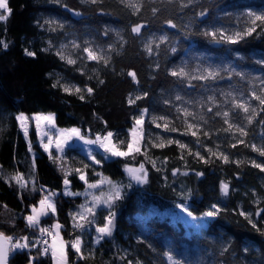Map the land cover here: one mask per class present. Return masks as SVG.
I'll list each match as a JSON object with an SVG mask.
<instances>
[{
    "label": "trees",
    "instance_id": "1",
    "mask_svg": "<svg viewBox=\"0 0 264 264\" xmlns=\"http://www.w3.org/2000/svg\"><path fill=\"white\" fill-rule=\"evenodd\" d=\"M8 4L11 15L0 21V233L12 241L27 237L30 243L25 252L11 254L10 264H53L52 256H43L36 247L40 226L29 227L26 219L45 196L53 198L56 213L40 224L62 226L68 264H172L169 255L178 264H264V171L253 166L264 164V156L252 148H264V106L252 95H264V22L256 21L255 31L245 34L253 27L248 13H264V0ZM136 26H142L139 33L132 31ZM86 49L98 59L89 58ZM62 83L82 91H65ZM233 98L256 109L251 122L233 106ZM144 110L148 118L165 120L168 126L144 122L143 144L149 149L142 146L100 165L74 151L96 173L124 186L108 211L116 214L112 235L93 259H86L71 247L81 235L72 214L83 199L63 194L65 174L76 191L83 188L79 164L54 159L37 144L33 155L16 117L51 113L59 128L75 127L86 137L112 132L122 138ZM224 111L247 135L229 129L216 114ZM188 124L197 127L188 129ZM151 135L166 141L172 137L189 148L175 142L153 146ZM214 149L229 162L218 159ZM141 165L147 183L136 186L127 169L136 171ZM18 174L28 185L12 179ZM223 184L229 186L227 195ZM178 204L202 218L199 232L188 234L165 213ZM217 209L214 216L205 215Z\"/></svg>",
    "mask_w": 264,
    "mask_h": 264
},
{
    "label": "rangeland",
    "instance_id": "2",
    "mask_svg": "<svg viewBox=\"0 0 264 264\" xmlns=\"http://www.w3.org/2000/svg\"><path fill=\"white\" fill-rule=\"evenodd\" d=\"M1 11H3V10H1ZM5 14H7V13H5ZM65 49H67L66 45H65ZM61 87L64 90H65V88L70 89V92L76 91L75 90L76 87L69 85V84H66V83H62ZM20 114H24V113H20ZM20 114H18L17 116H19ZM49 114H51V113H49ZM49 114H47V113H45V114L44 113H35V114H30V115L24 114L26 117H28L27 121L24 122L25 126L27 128V137L25 136L24 128L21 127L20 121H18L19 129H20L21 134L23 135V137L26 139V141L28 143V148H29V143L31 144V150L30 151L32 152L33 155H35V153L37 152L35 147H34V144H37L49 156L51 153V157L54 159H58V160L71 159L72 161H75L76 164L77 163L79 164V167L77 169H80V170L83 169L84 170L83 172L86 175V179H87L88 183H98L99 184V186L97 188H94V189L89 188L88 184L85 183L84 180H81L78 176L79 181L83 184V188L80 191H76L73 188L72 182L70 180H69L70 185L67 187V192L79 193L78 195L65 194L66 193L65 186L63 189L64 196L72 197V198L81 197L83 199V204L80 206V208L78 210H74L72 215L74 216L75 214L79 213L81 216L84 217V219L77 218V220L74 221L75 224H82L83 225V227H76L81 232V235L79 236V238L82 240V244L80 246L81 247V253L80 254L86 259H93L96 256V250L100 246V244L102 242H104L106 239L110 238V236H104L102 239H100L99 243L96 242L97 237L100 235L99 233L96 232V228L102 227L106 224L105 217H107L109 215L108 211L110 210V208H108L107 205L104 203V199L107 196L114 194L115 188L112 185H115L116 187H118L120 189V198H121L123 195L124 186L118 185L117 183H115L110 178L101 176L100 174L96 173V171L92 167V165L89 166V165L83 163L81 158L79 157V155H77L74 151L81 152L83 155H85L87 157V159L90 162L94 163L95 165H100L103 161H107V160H110L112 158L124 157V156H113L109 152H105V150L102 147H100V145L98 143H87L86 142L89 140L95 141L97 137L93 138V137L83 136L80 130H79L80 131V137H77V136L66 131V130L74 129L75 127L59 128L55 123L54 114H52L54 116V121H52V122H50L48 120H44V119H41L39 121L34 119V117H36V116H48ZM141 115L144 116L143 124L148 119L156 127H158L157 125H160L159 127L165 128V125H167L165 120L158 119V118L154 119L152 117L148 118V115L145 112H143L142 114L137 116L135 118V120L137 118H139ZM143 124L142 125H136V124L134 125V127L137 130L136 141H137V145L140 148L142 146H145L146 149H149L147 145L143 144L144 143L143 142V140H144ZM75 129H78V128H75ZM131 130L129 131L127 136H125V137L123 136L122 138H116L113 135L110 138L111 144L109 146L115 147L116 149L121 150V151H126L128 143L132 142V139H133ZM102 137H105V136H102ZM49 139H51V144L49 145V151H45L44 145L48 143ZM166 139L167 138L161 137V135H151L149 137L148 141L150 143H152V145H159L161 143V141H163L164 144L168 143V141H166ZM169 141L175 142V141H179V140H174L171 137ZM57 142L61 143L62 151L57 148V146H56ZM180 142L187 145L186 143H184L182 141H180ZM135 147L136 146L134 145L133 151L131 153L136 151ZM188 148L189 147L187 145V148H181V149L184 150V149H188ZM131 153H129V154H131ZM196 153L199 154L197 156H201L198 150L196 151ZM212 153L213 154L216 153L214 155H217L218 159H220L224 162V160L222 158H220V156L218 155L219 153H222V152H220L218 149H214L212 151ZM93 157H95V160H99L100 163H95V160H93ZM149 159H150V162L155 165V161L151 158H149ZM85 165H87V167H85ZM87 169L92 170V175H90V176L88 175ZM144 174L145 173H143V170L138 169V170L132 172L131 176L132 177H133V175L141 176ZM93 176L95 177L96 180L90 181L91 177H93ZM108 181H111V184H109ZM23 183L25 185H28V182H26V183L23 182ZM131 185H133V184L131 183ZM51 199L54 202L52 197H51ZM182 206L187 207L184 204H178L177 207L174 206L172 209H167L165 213L170 215L171 219L173 221L181 223L185 227L188 234H191L194 232H199L198 231L199 227L202 224L200 222V220L202 218L196 217L193 214H192V216H188L187 212H185L183 210ZM39 207H40V205H38L36 208L39 210ZM88 209H92L94 211L95 215H92L88 211ZM98 211H102L101 214L98 213ZM50 213H51V211L49 210L48 215ZM243 213L245 216H247L249 218H251V216H252L251 213H245V212H243ZM32 214L33 213H31V215ZM48 215L40 216V222L42 219L46 218ZM73 216H72V218H73ZM193 217H195L196 219H193ZM87 222H90V224L88 226H86ZM56 224H59V223L58 222L53 223L52 232L56 233L58 231V233H59V235L56 237V241H55L57 244V247L59 246L61 239L67 245V242L63 238V234L61 231L62 226L59 224L61 227L57 230L55 228ZM39 226L43 227V225H41V224H39ZM32 242H35V241L32 239ZM35 244H36V247H38V242H35ZM52 244H53V236H52L51 246H52ZM122 252L125 255H127V251L125 249L122 250ZM12 253H15V252H11V254ZM66 253H67V261H68L67 247H66ZM48 255H51V253ZM48 255H43V256H48ZM52 260H53V264H55V261L53 258H52ZM30 264H33V263L31 262Z\"/></svg>",
    "mask_w": 264,
    "mask_h": 264
},
{
    "label": "snow or ice",
    "instance_id": "3",
    "mask_svg": "<svg viewBox=\"0 0 264 264\" xmlns=\"http://www.w3.org/2000/svg\"><path fill=\"white\" fill-rule=\"evenodd\" d=\"M93 2H95V0H93ZM0 10H3V11H0V21H7L8 17L11 15V12H12V9L9 7L8 0H0ZM5 13H7V14H5ZM248 15L253 18L252 19L253 27H250L247 30V32L245 33L246 35H250L253 31H255L256 21L264 22V13L258 14L256 12H249ZM141 27L142 26H136V27H134L132 29V31L136 32V33H139ZM172 27H175V25H172ZM213 35H215V34L213 33ZM239 35L240 34H238V37H239ZM229 39L232 40V42H235V40H233L232 38H229ZM4 47L6 48L7 45L5 44ZM86 51H88V53H89V58L98 59V57L96 55H94L93 52L90 49H86ZM25 52H26V55H29V56H34L35 55L34 52H29L27 50H25ZM68 62L69 63H75V61H73L71 59ZM177 74L178 73L175 72V71L172 73V75H174V76L177 75ZM129 75H131L133 77V79H135V73H129ZM209 75L211 76L212 74L209 73ZM200 78L203 79L205 77H200ZM213 78H215V77L213 76ZM54 87H55V85H54ZM75 90H76V92L82 91L80 88H76ZM65 91H70V89L65 88ZM87 92L91 93L92 89L88 88ZM252 95H253L254 99L259 101V104L261 106H264V95H256L255 92H253ZM83 98L84 97L81 96V99H83ZM139 98L140 97H137V99H139ZM209 99L212 100L213 98L209 97ZM129 102L130 103H134V101H132V100H130ZM232 104H233V106L236 109L242 110L244 113L248 114L247 119L249 120V122H251V120L253 118V114L256 111L255 108H252L251 105H249L248 103H246V102L242 103V102L236 100L235 98H233ZM250 109H251V111H250ZM211 110H212L211 107H209L208 111H211ZM144 111L146 113L147 110H144ZM261 111H264V107L261 108ZM216 114L217 115H222L224 117V122L226 124H228L229 129L235 128V130L237 132H239V134L241 136L247 135V133H246V131H245V129L243 127L235 125V124H233L231 122V120H230V112L224 111L223 113L217 112ZM188 115H194V114L188 113ZM16 119L21 122V127L24 128L25 136L27 137V128H26L24 122L27 121L28 117H26L24 114H20L19 116L16 117ZM34 119L37 120V121H39L41 119H44V120H48V121L52 122V121H54V116L52 114H49L48 116H36V117H34ZM201 119H203V117H201ZM143 120H144V116L141 115L139 118H137L135 120V124L136 125H142L143 124ZM157 126L159 127L160 125H157ZM187 127H188V129H193V128H196L197 125L188 124ZM165 128H167V125H165ZM171 130L175 131L176 129H171ZM66 131L71 133V134H73V135H75V136H77V137H80L79 129H75L74 128V129H70V130H66ZM131 132H132L133 139H132V142L128 143L126 151H121V150L116 149L115 147H110L109 146L111 144V139L110 138L113 136L112 132H108L107 136H105V137H99L98 136L95 141L89 140V141H86V142L87 143H98L100 145V147H102L105 150V152H109L113 156H127L129 153H131L133 151L134 145L136 146L135 150L136 151H140V147L137 145V141H136V132H137L136 128L134 127L131 130ZM191 134L193 136H195L196 132L193 131ZM172 142L173 141H168L169 144H171ZM240 142L243 143V141H240ZM175 143H177L180 148H187V145L181 143L180 141H175ZM50 144H51V139H49L48 143L44 145L45 151H49V145ZM56 146H57V148L59 150L62 151V147H61V143L60 142H57ZM153 146L163 147L164 146V142L161 141V143L159 145H153ZM233 147H235V145H233ZM252 148L255 151H259L261 156H264V148L257 149L255 145H252ZM29 150H31V144L30 143H29ZM209 151H211V149H209ZM214 154H216V153H214ZM197 155H199V154L197 153ZM218 155L220 156V158H222L224 160L225 163L229 162L228 156L224 155L223 153H219ZM50 156H51V153H50ZM201 158L203 159V157H201ZM93 160H95V157H93ZM95 163H100V161L99 160H95ZM33 164H34V162H33ZM253 166L260 168L261 171H264V164H256L255 162H253ZM85 167H87V165H85ZM127 170L130 173L134 171L133 169H127ZM141 170H143V165H141ZM76 171L79 174V178L81 180H84L85 183L88 184L89 188H93L94 189V188H97L99 186L98 183H88V181L86 179V175H85V173L82 170L77 169ZM67 175L68 174H65V179L63 181V183L65 185V188H66V193L65 194L78 195L79 193L67 192V187L70 185V181L67 179ZM198 175H202V173H198ZM132 178L135 179L137 183H147L146 174L141 175V176L133 175ZM12 179H15L16 182L18 184H20L21 187L25 186L24 183H21L22 176H20L19 174L17 176L13 177ZM108 183L111 184V181H108ZM112 186L115 188L114 194H111V195L107 196L104 199V203L107 205L108 208H112L113 202L116 199L120 198V189L118 187H116L115 185H112ZM228 191H229L228 184H223L222 185L223 194L227 195ZM52 195H54V194H52ZM39 205H40L39 210L35 206H33V208H32V213L33 214L26 217L29 227H38L39 224H40V216L48 215L49 210L53 214L56 212V206H55V203L52 201L51 196H45L43 199L40 200ZM182 207H183V210L185 212H187L188 216H192V212L189 211L187 207H184V206H182ZM212 207L216 208L215 205H213ZM88 211L92 215H95V213H94V211L92 209H88ZM218 211H219V209H217L216 212L209 211V212L205 213V215L211 217V216H214L215 214H217ZM241 214L244 215V213H241ZM115 215L116 214H115L114 211L110 212L109 215L107 217H105L106 224L104 226H102V227H97L96 228V232L100 234L97 237V240H96L97 243H99L100 239H102L104 236H111L112 235L113 229L115 227V224H114ZM77 218L84 219V217L81 216L79 213H77V214H75L73 216V220L76 221ZM193 219H196V218L193 217ZM60 227L61 226L59 224L55 225V228L57 230ZM74 227H83V225L74 223ZM39 231H40V233L42 235L47 233L48 235L53 236V244L51 246V255H52V258L55 261V264H68L67 253H66L67 245L65 244V242H63L62 239H61L58 247H57V244L55 242L56 241V237L59 235L58 231L56 233H53L49 228H43V227H39ZM20 239L23 242L17 241L15 243H13L11 237H6V236H4L3 233H0V264H8V257H9V254L11 252H14L16 250H23V249L29 248L28 238L27 237H21ZM43 242L45 244L48 243L47 240H45ZM81 244H82V240L79 237H77L73 242H71V247L75 250V252L81 253V247H80ZM48 252H49V249L45 248L44 249V254L46 255V254H48ZM168 259L170 261H172V264H178L177 261L173 260V257L171 255H169Z\"/></svg>",
    "mask_w": 264,
    "mask_h": 264
},
{
    "label": "built area",
    "instance_id": "4",
    "mask_svg": "<svg viewBox=\"0 0 264 264\" xmlns=\"http://www.w3.org/2000/svg\"><path fill=\"white\" fill-rule=\"evenodd\" d=\"M43 228H49V229L52 231L53 225H52V224H46V225L43 226ZM20 238H21V237H20ZM20 238L14 240V241H12V242H13V243H15V242H17V241L23 242V241H21ZM45 240L48 241L47 244H45V243L43 242V241H45ZM51 242H52V236H51V235H48L47 233H45V234L42 235V234L40 233L39 240H38V248H39L40 253H41L42 255H45V254H44V249H45V248H48V249H49L48 254L51 253ZM28 243H29V241H28ZM29 244H30V243H29ZM26 250H27V249L16 250V251H14V252H15V253H23V252H25ZM48 254H46V255H48Z\"/></svg>",
    "mask_w": 264,
    "mask_h": 264
},
{
    "label": "water",
    "instance_id": "5",
    "mask_svg": "<svg viewBox=\"0 0 264 264\" xmlns=\"http://www.w3.org/2000/svg\"><path fill=\"white\" fill-rule=\"evenodd\" d=\"M128 174H130V172H128ZM133 182L135 183L136 186H139L141 184V183H137L135 179H133ZM10 260H11V253L9 254V257H8V264H10Z\"/></svg>",
    "mask_w": 264,
    "mask_h": 264
}]
</instances>
